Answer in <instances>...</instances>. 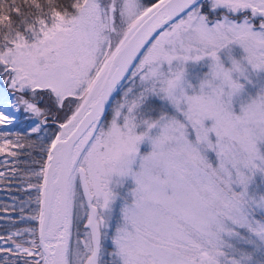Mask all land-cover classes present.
<instances>
[{
  "label": "snow or ice",
  "instance_id": "6c2138e0",
  "mask_svg": "<svg viewBox=\"0 0 264 264\" xmlns=\"http://www.w3.org/2000/svg\"><path fill=\"white\" fill-rule=\"evenodd\" d=\"M0 264H264V0H0Z\"/></svg>",
  "mask_w": 264,
  "mask_h": 264
},
{
  "label": "trees",
  "instance_id": "16d2710c",
  "mask_svg": "<svg viewBox=\"0 0 264 264\" xmlns=\"http://www.w3.org/2000/svg\"><path fill=\"white\" fill-rule=\"evenodd\" d=\"M6 193L0 192V199H6Z\"/></svg>",
  "mask_w": 264,
  "mask_h": 264
}]
</instances>
